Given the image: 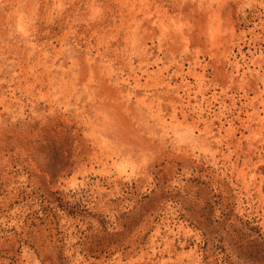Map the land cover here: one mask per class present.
I'll return each mask as SVG.
<instances>
[{
  "label": "rangeland",
  "instance_id": "obj_1",
  "mask_svg": "<svg viewBox=\"0 0 264 264\" xmlns=\"http://www.w3.org/2000/svg\"><path fill=\"white\" fill-rule=\"evenodd\" d=\"M0 264H264V0H0Z\"/></svg>",
  "mask_w": 264,
  "mask_h": 264
}]
</instances>
